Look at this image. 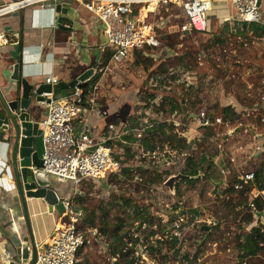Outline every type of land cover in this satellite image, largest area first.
Wrapping results in <instances>:
<instances>
[{"label":"rangeland","instance_id":"obj_1","mask_svg":"<svg viewBox=\"0 0 264 264\" xmlns=\"http://www.w3.org/2000/svg\"><path fill=\"white\" fill-rule=\"evenodd\" d=\"M218 2L215 1L214 10L222 8V2ZM214 17L212 12L208 33L171 35L170 32L177 31L187 19L179 7L162 8L158 19L163 18L167 26L161 30L159 40L173 51L174 57L167 59V52L136 51L122 63L110 61L104 65L101 61L90 77L100 76L94 90L96 102L110 111L116 109L107 115L106 121L124 123L129 133L127 126L153 125L149 131L161 123L171 127L166 136L160 132L155 135L156 159L140 141L130 144V154L125 147L113 146L123 154L124 161L132 164L133 171L129 175L107 176L97 183L87 182L77 188L70 183L63 185L65 191L66 186L70 188L71 194L78 192L73 203L83 209L85 218L94 213L96 230L100 231L103 223L113 228L121 222L120 235L124 236L121 250L128 247L136 251L132 254L135 264H191V261L192 264H241L238 243L245 233L248 198L237 193L232 184L249 168L247 163L244 166L240 162L234 169L229 161V148L237 149L244 144L240 139L244 126L233 121L237 116L241 118L243 112L233 109L231 104L233 98L229 89L234 80L219 77L218 67L211 71L210 62L201 66L202 61L198 60L205 54L206 58L214 55L216 60H224L229 54L227 29L211 30ZM213 40L217 46L211 51ZM148 59L153 61L148 63ZM161 65L164 71L159 70ZM238 86L237 81L235 87ZM184 90L188 94V107L192 102L198 103L197 107L209 110L211 116L224 118V125L200 132L197 121L191 118L196 109L171 114L173 102L180 101ZM234 97L239 101L242 95L234 94ZM225 109L229 110L228 115ZM241 121L246 122L243 118ZM121 143L127 144L126 141ZM162 154L171 158L170 164L160 159ZM203 156L212 158L228 172L219 185L209 181L200 168ZM189 158L199 167L196 177L184 174L193 164L189 163ZM154 165L167 174L158 177ZM81 197L83 202L79 201ZM193 210L197 211L196 215ZM105 236L108 242L115 243L114 237ZM114 262L100 245L84 249L79 256V264ZM247 264H264V252L249 259Z\"/></svg>","mask_w":264,"mask_h":264},{"label":"crops","instance_id":"obj_2","mask_svg":"<svg viewBox=\"0 0 264 264\" xmlns=\"http://www.w3.org/2000/svg\"><path fill=\"white\" fill-rule=\"evenodd\" d=\"M17 1L20 0H0V6ZM215 1L217 3L219 0ZM220 1L223 6L213 10L215 22L211 30L227 29L225 37L229 38V54L224 60H216L214 55L206 58L205 54L200 64L207 66L210 62L211 71L218 67L220 70H216L219 77L226 76L234 80L229 95L233 98V109L243 112L241 118L237 116L234 121L244 126V132L240 135L244 144L237 149L229 148V161L234 169L243 162L244 166L246 163L248 165L247 172H255L261 166L264 167V25H242L234 20L226 21L235 16L234 0ZM74 3L66 10V15L53 8L42 9L37 6L0 18V36L8 39L7 44L0 41V91L4 96L8 95L7 87L10 81H15V75L21 79L26 78L32 84H45L48 75L58 78L60 82L69 83L97 64L100 65L106 41L103 27L94 14ZM261 3L264 10V0ZM216 46L213 40L211 51ZM98 50L101 53L98 54ZM237 81L239 86L235 87ZM15 88H18L17 84H13ZM234 94L242 95L241 99L236 101ZM93 97L96 99V93H93ZM115 111V108L110 111L96 102L95 109L87 115L90 127L96 131L105 129L114 123L113 120L106 121L107 115ZM46 116L47 108L41 103L34 118L40 123ZM242 118L245 123L241 121ZM237 130L242 132L241 128ZM258 146L261 150L256 149ZM10 161L11 147L0 142V264L6 263L7 250L11 251L13 259L15 257L14 245L9 236L18 233L23 240L28 236ZM63 185L53 181L51 188L60 197L71 195L70 188L66 186L65 191ZM57 186L60 190H57ZM254 191L247 188L244 195L248 203L257 192ZM28 205L36 242L46 243L63 212L56 209L49 212L43 199H28ZM260 226L264 228V209L251 222H244L246 232Z\"/></svg>","mask_w":264,"mask_h":264},{"label":"built area","instance_id":"obj_3","mask_svg":"<svg viewBox=\"0 0 264 264\" xmlns=\"http://www.w3.org/2000/svg\"><path fill=\"white\" fill-rule=\"evenodd\" d=\"M73 2L95 15L103 27L106 40L102 48L104 53L108 50L112 53L111 62L122 63L136 51L145 54L148 51L167 52V59L174 57L173 51L163 46L159 40L161 30L167 26L163 18L158 19L161 9L179 7L187 19L177 31L170 32L171 35L186 36L196 32L204 34L210 32V16L215 0H20L1 5L0 18L27 8L39 6L42 9H56L58 4ZM234 9L235 16L226 21L234 20L242 25H264L261 0H234ZM0 41L8 43L3 35L0 36ZM203 58L204 55H200L198 60L201 62ZM90 80L91 78L78 83L66 97L43 103L47 108V116L39 123L44 146L41 170L51 182L70 183L77 188L84 183H97L107 176L121 173L125 166L123 154L113 148L114 143L124 142L123 138L132 133L135 143H139L149 135L148 131L153 127L127 126L131 133L126 130L124 123H111L101 131L91 128L87 115L95 109L96 99L93 94L85 99L82 87ZM59 82L52 75L46 76V84L55 85ZM45 97L51 98V95L45 94ZM191 115L197 121L200 132L224 125L222 117L211 116L209 110L204 108ZM256 149L261 150L260 146ZM148 152L156 159L155 152ZM166 154H162L160 159H165L170 164L171 158ZM222 172L224 176L228 175L226 170ZM246 186L257 191H254L256 193L248 203L250 210L256 212L257 216L261 212L257 200H260L264 208V189L255 187L254 171L239 176L232 187L242 193L248 188ZM77 193L58 197L63 213L55 223L48 241L37 244L35 264H79L81 252L86 248H96L97 245L103 246L104 252L111 255L113 261L118 260L119 254L113 256L112 242H108L104 234L94 228H84L85 213L73 203ZM129 250L128 247L122 249L123 252ZM11 254L7 250V264L13 260Z\"/></svg>","mask_w":264,"mask_h":264},{"label":"water","instance_id":"obj_4","mask_svg":"<svg viewBox=\"0 0 264 264\" xmlns=\"http://www.w3.org/2000/svg\"><path fill=\"white\" fill-rule=\"evenodd\" d=\"M70 7L71 3L58 4L56 11L66 15ZM99 53L101 50H98ZM95 68L69 83L59 82L55 85L32 84L26 78L15 75V81H10L7 87L8 95L4 96L0 91V142L11 147V173L22 203L28 233L25 240L18 233L9 236L15 251V257L9 264H35L37 261V242L30 220L28 199H43L49 212L54 209L63 212L59 196L51 188L53 182L41 170L44 154L42 130L34 118L38 105L66 97L78 83L92 77ZM13 84H17L18 88L13 89ZM45 94L51 95V98L45 97Z\"/></svg>","mask_w":264,"mask_h":264},{"label":"trees","instance_id":"obj_5","mask_svg":"<svg viewBox=\"0 0 264 264\" xmlns=\"http://www.w3.org/2000/svg\"><path fill=\"white\" fill-rule=\"evenodd\" d=\"M195 34H198V33L196 32ZM111 57H112V53L107 50L106 53H104L102 63L104 65H107L111 61ZM147 61L149 63V62H152L153 59L152 60L148 59ZM161 66L162 67H159V70L164 71V69H163L164 66L163 65H161ZM99 78H100V76L96 75L88 83L82 85V87L84 88V91H85V99H86V97H89L94 93V90H95V87H96V84H97ZM186 93L187 92L185 90L181 91L180 101L179 102L175 101V103L173 102V104H172L173 106L169 111L171 114L174 113L175 111H179L181 113L182 112L186 113V111H188L189 109L191 111H193L194 109H196V111H197L199 109V107H197L198 103H195V102H192L190 104V107H188L189 104L186 100L188 97V94H186ZM152 98L154 99V96ZM225 112H226V115H228L229 110L225 109ZM233 121H234V119H233ZM132 127L135 128L136 126L134 125ZM168 130L170 131L171 127L167 123L157 124L156 126H154V128L151 131H148L149 135L140 141V145L143 146L146 150H149L150 152H155L157 149L156 144L154 143L155 135L158 132H160L166 136L167 135L166 131H168ZM123 139H124V141H126L127 147L124 144H123L124 145L123 146L121 142L120 143H118V142L114 143V145L125 147L127 154H130L132 151V148H131L132 145L130 146V144H134L136 141L134 134L133 133L129 134V135L125 136ZM191 162H193L192 158H189V163H191ZM199 164L201 166L200 168L204 170L205 177L209 181L214 182L218 185L222 182V179L224 178L223 172H222L223 169H222V167L217 166L212 158H209L207 156H203V158L201 159V162ZM124 165L125 166L123 167V170L121 173H123V175H129L130 173H132V171H133L132 164L130 162L124 161ZM154 170L156 171L157 176L160 178H162L163 176H165L167 174L166 172H161L160 167H157ZM119 174H113V175H119ZM184 174L186 176H189V177L198 176V174H199L198 165L193 162L192 167L189 170V172L186 171V172H184ZM189 181L191 183H193V180H189ZM247 187L248 186H246V188ZM255 187L259 190L264 189V167H262V166L259 169L255 170ZM248 188L252 189V187H248ZM245 192H247V189H246V191L242 192V194H244ZM79 201L83 202L82 197L79 198ZM256 203H257L258 209L260 211H262L264 208H263L262 204L260 203V200H257ZM246 207L248 210L246 211V216L244 217V221L249 223V222H251L253 217H256V212H252L250 210L249 204H247ZM192 212L194 213V215L197 214L196 210H193ZM95 222H96V217L94 216V213H92L90 215V218L86 217L84 225L86 228L97 229ZM99 228H100L99 232H101L102 234L109 235L111 238L114 237L115 243L113 244V242H112V254H113V256H117L118 254L120 255V257L118 258V260L114 264H135L136 263V259L132 256V254H134V252H135L134 250H129L127 252H123L121 250V245L123 244V237H124L123 235H120V232L122 230L121 222L119 224L115 225L113 228L110 225H108V223H103V227L100 226ZM238 250L240 252L239 258H240L241 264H244V263L247 264V261L249 259L256 258L261 253H263L264 252V228L260 226V227L253 228L250 232L245 231V233L239 239ZM186 260H188V257H186ZM190 263L192 264V261Z\"/></svg>","mask_w":264,"mask_h":264}]
</instances>
